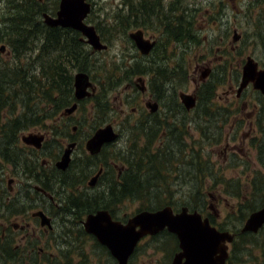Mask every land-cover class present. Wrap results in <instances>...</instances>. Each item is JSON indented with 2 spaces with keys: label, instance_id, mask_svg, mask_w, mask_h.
<instances>
[{
  "label": "flooded vegetation",
  "instance_id": "af4514ba",
  "mask_svg": "<svg viewBox=\"0 0 264 264\" xmlns=\"http://www.w3.org/2000/svg\"><path fill=\"white\" fill-rule=\"evenodd\" d=\"M88 1L92 3L94 8L93 2L91 0ZM256 2L263 4L264 0H257ZM129 4L130 1L123 2L122 4L123 8L117 17L118 22L115 33L116 36L120 34L128 36L137 50V59L133 62L136 65V69L129 74L126 83L117 87L118 84L110 81L106 73L73 72L71 96L68 104L61 108H57L52 104L44 106L45 109L50 111L53 109L55 112L52 111V116L47 117L44 121L24 129L28 130V133L22 134L23 130H21L15 133V137H10V126H3L6 123V118L10 116L9 112H6L3 117L4 120L0 121V264H120V261L114 257L111 250L100 242L95 234L86 229L85 223L88 217L95 215L98 211L106 210L111 215L113 221L127 225L128 221L140 212H156L165 207H172L174 214L180 213L185 208L189 210L190 214L198 212L202 215L204 221L207 220L209 222L212 228L221 233H229L232 236V241L223 243L227 247V255L226 253L225 256L223 255V264H264V223L256 231L243 230L249 216L264 208V204L248 213L246 217L241 218L237 215L239 207L243 202H238L236 218H232V225H229L222 223L223 221L220 219L218 209L215 207V202L219 201L218 204H220L221 199L219 196H215L216 192L212 193L216 189L207 191V194L215 202L208 204L205 196L204 199H200L203 201L200 202L202 205L200 208H194L195 205L192 206L188 203L178 204L171 199L174 203L171 202L172 204H166L160 208L138 210L129 217L117 215L120 207L123 205L122 203L117 204L113 208V211L100 208L94 212H88V210L82 207L81 202L75 201L77 197L81 198L82 196L86 197V202L94 201L96 198L95 194L91 195L93 192L102 195L108 194L114 188L115 183L122 184V179L125 177L127 171L123 162L122 164L118 163L120 160L117 158L122 152L115 155L117 153V150H115L110 156V148L113 145L116 146V142L124 136V130L118 124L120 118L119 112L117 111L111 117H108L107 114L110 110L115 111L111 108L107 98L110 92L124 86L130 89V91H139L143 94L149 91L150 97L146 100L145 107L141 108L142 111L139 110L136 104L130 105L132 103L131 99H126V103L123 104L125 108L122 113L124 114L127 111L126 115L128 116L137 115L138 120L143 117L156 118L161 114L162 117L165 116L168 122L173 113L176 117V126L188 124L189 127H192L194 124L188 121L192 119V112L199 107V91L202 84L211 78L218 77L232 82L231 73L228 74V71L224 67H220L228 65L229 69V65L232 64V44L230 46L218 44L216 47L208 49L207 53L204 50L199 52V57L195 62L197 61L201 74L196 80H193L196 85L193 92L182 90L178 93L177 88L182 87L188 81L181 83V81L174 79L169 90L165 88L163 96L159 97L158 93L153 89L154 84L152 80L161 78L159 69L167 68L168 64L171 65V60H173L172 64L177 63L175 61L177 50L176 48L172 49L174 42H172L169 36L171 28L173 25L180 28L179 32L182 35V38L174 40L184 39L183 42L186 41L188 28L186 30L182 25L185 22L186 15L189 12H196L197 10L201 14H204L203 9L189 11L181 4H175L171 7L175 14L169 17L168 13L163 15L159 12L160 10L157 12V9L155 10L153 7L147 6L151 8L149 11L151 18L147 17V19H143L145 18L143 13L147 12L141 8L139 3V9L134 5L136 12L126 21L123 17L130 15ZM159 5L157 4V6ZM93 8L85 18V22L91 25L94 24L89 23L88 19L93 12ZM204 17L201 16V19ZM207 21L208 18H206L205 22L207 23ZM94 26L100 35L101 41L109 48L114 34L102 29L100 25ZM71 29L76 30L72 27ZM130 29L133 30L130 31ZM149 29L153 30V32L149 33ZM136 30H143L144 37L153 43V47L149 53H143L131 37L130 33ZM77 32L81 34L80 39L91 47V53L95 54L96 52L107 51L108 48L102 50L94 49L86 41V36L79 30ZM196 35L199 37L198 34ZM209 38L205 37L203 43L210 41ZM258 44L260 46L264 45L261 42ZM248 58L252 57L247 55L245 61ZM252 60L256 63L257 71L263 69L264 64H260L253 58ZM123 62L124 65H127L128 60L124 59ZM133 63L128 65H132ZM139 66L143 67L142 73L137 71ZM242 69L243 66H241L240 73L237 68L234 70V79L238 80L237 86H239L241 80ZM78 72H87L92 83L88 87L90 93L81 99L77 98L76 95V74ZM189 74L190 68L188 76ZM142 87L145 90H142ZM183 92L195 96L196 103L192 108H188L182 102L180 95ZM248 92L255 95V99L253 100L255 103L252 106V112H250L252 120L249 122V125L254 127V131L260 135L259 140L256 139V136L250 138L256 166L257 164L260 166V169H255L254 172L261 171L264 174V168L258 161V158H264V96L262 92L255 88L252 82H249L240 92H237L236 89L235 95L239 101L235 100L232 103L231 86L225 92L227 100L231 102L222 105L225 107L232 105L239 107L237 103L241 102L242 108H244L246 106L244 105L245 102L240 100ZM169 96L172 97L171 105L166 101V98ZM221 97L217 92L218 102H221ZM155 102L158 103V108L153 110L151 104ZM75 104H77L75 110L66 113V109ZM103 105L104 108H101ZM173 105H179L181 109L172 110ZM129 108H131L130 113H128ZM81 111L84 114L80 116L78 113ZM203 112L202 108L200 113L203 115ZM231 114L232 112L227 116V120L229 121L232 119ZM109 124L113 125L115 131L119 133V137L113 142L104 143L98 154H91L87 148V141L93 137L100 127L102 128ZM193 134L197 137L195 132ZM28 135H36V137L40 138L39 145L27 141L25 137ZM227 138H230V135L228 137L226 134V137L222 141L225 142ZM163 139L164 137L161 138L160 144L164 143ZM126 141L129 147L132 144L130 138H126ZM72 142H76V146L70 155L68 166L66 169H60L58 163L64 156L66 148ZM138 142H141V139H138ZM210 142H214L210 143V148H213L219 146L220 141L212 140ZM260 145H263L261 157L259 152ZM227 150L228 148L225 149V152ZM76 154L79 157H76ZM112 156L116 160L113 158L109 161L108 159ZM262 163L264 165L263 159ZM110 168L113 171H109ZM244 168L243 174H247L250 168L247 166ZM93 179L96 180L95 185L90 184ZM192 191L194 193L196 188ZM203 194L205 193L201 192V195ZM245 199L246 197L243 196L241 200ZM146 242L148 249L154 247V243H156L154 248L157 251L165 252L168 258L166 264H174L176 257L185 252L178 235L166 227L156 235L143 237L128 257L127 264H138L136 261L138 251L141 250V247ZM220 256H222L220 252L212 256L210 264H219L218 258ZM180 263L193 264V262L189 263L186 257Z\"/></svg>",
  "mask_w": 264,
  "mask_h": 264
},
{
  "label": "trees",
  "instance_id": "16d2710c",
  "mask_svg": "<svg viewBox=\"0 0 264 264\" xmlns=\"http://www.w3.org/2000/svg\"><path fill=\"white\" fill-rule=\"evenodd\" d=\"M7 3L8 15L0 22V42L8 37V43L13 51L17 56L22 55L24 62L19 59L13 63L0 65V121L4 120L6 112L10 113L3 124L4 127L10 126V137H15L16 132L52 116L55 110L50 111L44 106L52 104L61 108L68 104L73 72L106 73L109 80L116 82L119 87L126 83L125 80L128 81L129 74L136 69L135 64L124 65L119 61L110 65H92L91 52L87 50L89 46L80 39L81 34L77 30L45 24L43 13L55 14L59 8V0H54L52 6L49 0H7ZM140 6L147 12L143 13L145 19L150 17L151 8L143 3H140ZM128 8L130 15L123 17L126 21L136 12L133 3L130 2ZM9 23L11 26H6ZM5 30L10 32L4 33ZM179 31L180 28L173 25L169 35L172 41L182 38ZM187 31L193 34L189 27ZM224 68L226 69L227 65ZM180 69L182 65L179 63L168 64L167 68L159 69L161 78L152 80L153 89L159 97L164 94L166 81L175 79L176 71ZM137 71L142 73L143 67L139 66ZM188 80L189 76L185 71L179 81L185 83ZM225 81L226 79L218 77L202 84L199 91V107L192 112L193 121L188 119V122L194 124L192 127L188 124L176 126V117L173 113L169 122L165 116L159 114L156 118L139 119V125L132 128L120 125L129 132H137L129 137L132 144L117 158L127 168L122 184L115 183L114 188L108 192L107 199L102 195L90 202H84L78 197L75 201H83L82 207L88 212L100 208L113 211L117 204L128 199L154 202L147 209L160 208L174 203L170 199L174 193L173 187L182 185L181 182L185 181L196 188L194 192L196 196L218 187L225 188L226 194L232 192L233 198L243 202L239 207L241 218L262 206L264 174L261 171L253 172L254 177L246 185H242L239 181L225 177L224 173L216 168L217 165L212 164L208 158L207 148L211 146L210 143H214L210 141L222 142L228 132L225 128L232 106L225 107L217 100L218 88ZM101 98L104 99L103 96ZM101 108H104V105ZM202 108L203 115L200 113ZM180 109L181 106L173 105L172 110ZM162 137L164 143L160 144ZM138 139H141V142H138ZM262 150L263 145H260V157ZM262 159L264 160L262 157L258 158V161L264 168ZM184 169L187 170L186 174L183 173ZM109 171L113 169L110 168ZM247 187L250 188L248 199L241 200ZM164 193L169 194L168 200H163L159 196ZM200 202L203 201L196 202L194 208H200L202 206Z\"/></svg>",
  "mask_w": 264,
  "mask_h": 264
},
{
  "label": "rangeland",
  "instance_id": "374dc122",
  "mask_svg": "<svg viewBox=\"0 0 264 264\" xmlns=\"http://www.w3.org/2000/svg\"><path fill=\"white\" fill-rule=\"evenodd\" d=\"M91 1L93 2L94 8L93 12L91 13L88 19L89 23H92L96 26L100 25L102 29L114 34L112 43L109 44L110 46L107 51L90 54L92 65H110L115 61H119V63L124 64V59L128 60V65L135 62V59H137V50L134 47L133 42L128 38V36H123V34L116 36L115 34L118 22L117 17L121 13V10L123 8L122 4L123 2L128 1L133 3V5H135L138 9L139 3H143L148 7H153L155 10L157 9V12L158 10H160L159 12L163 15L168 13L169 17H172L175 14L173 9H171V7L175 4H181L189 11H192L194 9H203L204 14H201L198 10L196 12H189L184 19L185 22L182 23L184 28L187 30V28L189 27L190 31H192L193 34L187 31L188 36L185 39L186 41L183 42L184 39L172 41L174 42L172 49L176 48L177 50L175 61L182 65V69L176 71L175 80L179 81L181 76L184 75L185 71H187L188 73V70L190 68L189 80L185 85H182V87L177 88L178 93L182 90L188 92H193L195 90L196 85L193 80H196L201 74V70L199 69L197 61L195 62V60L199 57V52L204 50L207 53L208 49H210L211 47H216L218 44L226 46H230L232 44V64L229 65V69L227 65L226 70L228 71V74L231 73L233 83L227 79L226 83L222 84L218 88V95L222 96L220 104H228L229 102H231L227 100L225 95V92L229 88H231V86L233 99L232 103H234L235 100H238L236 99L235 95V91L238 87V80L234 79V70L235 68H237L238 72L240 73L241 66L245 64L244 61L247 55L251 56L254 60H257L260 64H264V45L260 46V44H258L259 42L264 44V3H257V0ZM156 3L160 5H154ZM49 4L52 6L54 4V0H49ZM7 8H9V3H7V0H0V22H2L3 18L8 15ZM201 16L205 17L201 19ZM206 18H208L207 23L205 22ZM6 26L10 27L11 23ZM2 28H4V24L2 25ZM131 30L133 29H130V31ZM5 32L9 33L10 30H5L4 33ZM151 32H153V30H150L149 33ZM196 34H198L200 38ZM234 36H237V38L234 39ZM205 37H210V41H205L203 43ZM5 44L7 45L5 51H0V65L7 62L13 63L19 59H21V61L23 62L22 55L17 56V54L13 51L12 47L8 43V37H6L4 41L0 42V47ZM87 50L91 52V47H88ZM172 62L173 60H171V65ZM125 81L127 82V80ZM173 82L174 79L167 81L165 84V88L169 90V87L172 85ZM149 97V91L143 94L139 91H130V89H127L125 86L119 88L116 91L110 92L107 98L111 108L115 111L110 110L107 113L108 117L115 115V113L118 111L120 117L118 120L119 125H125L128 128H132L135 125L138 126L140 121L137 119V115L128 116L126 115L127 111L124 114L122 113L125 108L123 104L126 103V99H131L132 103L130 105L136 104V106L139 107V110L142 111L141 108H143V106L145 107L146 100H148ZM254 99L255 95L253 93L248 92L240 100L245 102L244 105L246 106L244 108H242L241 102L237 103L239 107H234L232 105V119L228 121L225 128L226 132L228 131L227 136L229 137L230 135V138H227L225 142H220L219 146L217 147L210 148L209 146L207 148V154H209L208 158L211 160V163L216 164V168H219L221 172L224 173L225 177L232 178V180L234 181H239L242 185H246V183L249 182L252 177H254L253 172L255 169H260L259 164H257L256 166L254 160L255 156L253 155L254 150L251 148L250 145V138L252 136H256V139H258L260 136L256 131H254V127H251L249 125V122L252 120L250 112H252L251 109L253 104L255 103L253 101ZM166 101L169 105H171L172 97H167ZM130 112L131 108H129L128 110V113ZM89 113H91V111H89ZM83 114V111L78 113V115L80 116ZM123 130L125 137L122 136L116 142V146L113 145L110 148V156L115 152V150H117V153L115 155L120 152H125V150H127L128 148V142L126 141V138L134 136L135 133L137 134L136 131L129 132L127 128H124ZM26 133H28V130L22 131V134ZM226 148H228L227 152H225ZM77 156L79 157V155L76 154V157ZM113 158L114 157L112 156L108 160L111 161V159ZM118 163L122 164V161H118ZM245 166L250 168L251 173H249V171L247 174H243ZM186 172L187 170L184 169L183 173L186 174ZM181 184L182 185H176L173 187L174 193L170 196V199H173L178 204L188 203L189 205L193 206L196 205V202H199L200 199H204L205 196L207 198L208 204L215 202V200L212 199L207 193L203 195L198 194V197L196 199V195L192 191L194 189V186L186 184L185 181L181 182ZM246 190L247 191L243 193V196L248 199V196L250 194V188L247 187ZM214 192H216L215 196H219L221 198L220 204H218L219 201L215 202V207L216 209H218L217 211L220 214V219H222L223 221L222 223L232 225V218H236V211L238 209L236 207L240 200L233 198L231 196L232 192L231 194H226L225 188L223 187H218L212 193ZM93 194H95L94 196L96 199H99L102 195L98 193L96 194L95 192L91 193V195ZM103 195L104 199L108 198L107 194ZM159 196L161 197V199L165 200L167 199V196H169V194L164 193L159 194ZM81 199L84 200V202L87 200L86 197L83 196L81 197ZM122 204L123 205L120 207L119 213L117 215L121 217H129L135 214L138 210L147 209L149 205L154 204V202H141L138 200L128 199ZM210 211L212 212V210ZM237 216L240 217L239 210ZM155 244L156 243H154V247ZM147 245L148 244L146 242L145 245L141 247V250L138 251L136 259L138 264H166L168 258L165 252L157 251L154 247L148 249Z\"/></svg>",
  "mask_w": 264,
  "mask_h": 264
},
{
  "label": "water",
  "instance_id": "95a60500",
  "mask_svg": "<svg viewBox=\"0 0 264 264\" xmlns=\"http://www.w3.org/2000/svg\"><path fill=\"white\" fill-rule=\"evenodd\" d=\"M92 3L88 0H60L59 9L53 15L49 12L43 13L44 22L52 27L61 26L63 28H74L81 31L86 36V41L94 49H107L108 46L101 41L100 35L94 25L87 24L85 18L92 11ZM139 49L147 54L153 47L148 39L144 37L143 30H136L130 33ZM237 36H234L236 39ZM1 51H5L6 46L2 45ZM142 81V80H141ZM249 82L259 89L264 96V67L257 71L256 63L252 58H248L243 65L241 80L237 88L240 92ZM89 74L87 72H78L76 74V95L81 99L88 95V87L91 86ZM142 90H145L142 87ZM182 102L192 108L196 103L195 96L189 93H181ZM153 110L158 108V103L151 104ZM77 104L66 109V113L75 110ZM119 137L113 125L109 124L100 127L93 137L87 141V148L93 155L100 152L104 143L113 142ZM25 139L39 145L40 138L36 135H28ZM76 142H72L65 150V154L58 163L60 169H66L69 163L70 155ZM96 180L91 181L95 185ZM264 223V208L252 213L244 227V231H256ZM86 229L95 234L100 242L106 245L120 264H127L128 257L132 254L136 244L147 235H156L166 227L173 233H176L185 250L184 253L176 257L174 264H181L184 257L193 264H210L211 258L220 256L219 264H223L227 247L225 242H231L232 236L229 233H221L212 228L207 220H203L198 212L189 213L187 208L180 213L174 214L172 207H165L156 212L143 211L132 217L127 225L112 220L111 215L106 210L98 211L95 215L89 216L85 223ZM139 228V229H137ZM224 255V256H223Z\"/></svg>",
  "mask_w": 264,
  "mask_h": 264
}]
</instances>
